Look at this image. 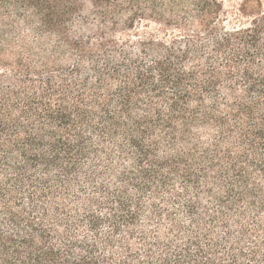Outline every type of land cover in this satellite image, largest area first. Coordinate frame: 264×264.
<instances>
[{
	"label": "trees",
	"instance_id": "obj_1",
	"mask_svg": "<svg viewBox=\"0 0 264 264\" xmlns=\"http://www.w3.org/2000/svg\"><path fill=\"white\" fill-rule=\"evenodd\" d=\"M7 1L0 264H264V0Z\"/></svg>",
	"mask_w": 264,
	"mask_h": 264
},
{
	"label": "rangeland",
	"instance_id": "obj_2",
	"mask_svg": "<svg viewBox=\"0 0 264 264\" xmlns=\"http://www.w3.org/2000/svg\"><path fill=\"white\" fill-rule=\"evenodd\" d=\"M241 1L242 0H225L227 6L235 5L237 7ZM29 18L38 17L33 14V11H29L24 6H14L13 4L10 5L9 1L6 3H0V36L2 35L4 38L8 39L6 42H0V52L3 54L0 56V58L4 59L5 61L9 59L5 55L10 54V31H12V35H14L16 38L20 36H29L30 39H34L35 34L30 32L29 25L26 21ZM11 23L15 24V29L10 28ZM47 35L49 36V34ZM53 39H56V37L53 36ZM8 66L10 68V62L8 63Z\"/></svg>",
	"mask_w": 264,
	"mask_h": 264
}]
</instances>
